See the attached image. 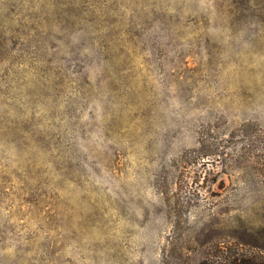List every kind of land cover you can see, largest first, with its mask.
I'll return each instance as SVG.
<instances>
[{
    "label": "rangeland",
    "instance_id": "374dc122",
    "mask_svg": "<svg viewBox=\"0 0 264 264\" xmlns=\"http://www.w3.org/2000/svg\"><path fill=\"white\" fill-rule=\"evenodd\" d=\"M0 264H264V0H0Z\"/></svg>",
    "mask_w": 264,
    "mask_h": 264
}]
</instances>
